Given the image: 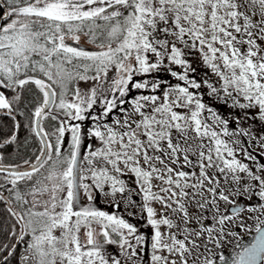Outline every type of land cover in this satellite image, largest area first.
Returning <instances> with one entry per match:
<instances>
[{"label": "snow or ice", "instance_id": "obj_1", "mask_svg": "<svg viewBox=\"0 0 264 264\" xmlns=\"http://www.w3.org/2000/svg\"><path fill=\"white\" fill-rule=\"evenodd\" d=\"M193 50L214 83L207 72L199 81L190 75ZM204 86L242 110L234 129L201 98ZM149 88L128 101L130 110L119 108L122 118L104 121L132 89ZM27 92L42 94L28 125L39 154L0 163V202L13 220L0 231V264H13L21 244L18 264H198L202 247H219L235 235L231 228L264 216V163L253 169L239 158L257 161L253 142L264 157V127L258 134L240 126L249 119L264 126V0H0V111L16 121L31 103ZM97 103L104 107L92 115ZM45 116L59 120L51 134ZM86 116L94 122L86 132L69 124ZM82 135L99 146L82 151ZM13 142L21 146L15 131L3 141ZM129 174L137 187L120 178ZM99 193L121 194L126 211L146 213L150 238L97 207ZM236 197L258 202L240 206ZM261 225L255 242L231 260L221 255L222 264H264ZM9 238L15 242L4 243ZM113 245L118 251L108 250Z\"/></svg>", "mask_w": 264, "mask_h": 264}, {"label": "flooded vegetation", "instance_id": "obj_2", "mask_svg": "<svg viewBox=\"0 0 264 264\" xmlns=\"http://www.w3.org/2000/svg\"><path fill=\"white\" fill-rule=\"evenodd\" d=\"M189 60H191V56H189ZM196 64L192 65L196 69H203L205 72H210L206 68V66L203 65L202 60L200 63L198 61L195 62ZM134 92L142 91L141 93H138L136 95L146 93L144 90H136L132 89ZM130 93V92H129ZM112 95V94H110ZM129 94L125 96V100L128 98ZM131 99H128L130 101ZM127 101V100H126ZM213 105L211 107L217 111L218 114H220L222 117L229 119L230 121V130L234 129L236 127L235 120L243 115L242 110L233 109L231 108L232 101L229 100L227 104H224L220 100H215L213 97ZM241 101L243 102L242 98ZM120 106V105H119ZM123 107L127 108V103L123 105ZM122 116V115H121ZM241 127L244 128H249L251 127L252 129L255 130L256 133L261 134V128L264 127L260 124L258 120L253 121L251 119L247 121H242L240 123ZM85 132V130H83ZM89 136L83 135L82 138V151H86L87 148L86 146L88 144H92V139L88 138ZM236 138V137H234ZM243 140L247 142L250 140V137H244ZM249 147V151H251L254 155H257V161L253 163L252 161H248L244 159L242 156L239 157L243 160V162L249 163L253 169H255V166L260 163H264V157H261L259 155L261 149L259 148V144L253 142L250 145H247ZM239 155V154H238ZM130 180H125L126 184L131 185V175H129ZM154 183V182H153ZM131 187H137L136 185H131ZM110 198V199H109ZM107 197L105 199L103 193H99L97 195L96 199V206L100 207L106 211H109L110 213H117L119 215H122L124 218L128 219L131 223L135 224L138 226L139 232L145 234L146 239L150 238V233H151V228L150 226L147 225L146 223V213L141 214L140 208L139 207H130L128 210H125V203H124V197L121 196V194H118L114 198L112 196ZM238 200L240 206H246L247 204H255L258 202V198H254L251 201H247L244 197H236ZM132 200L136 201L138 204L141 203V197L139 195H136L133 193L132 195ZM108 201H115V203H109ZM221 211H229L230 206L225 205L223 202L220 204ZM131 211L133 213H136V215L129 216L128 212ZM207 215L211 216V213H207ZM259 214H252L251 219H247L244 227H233L231 228V231L235 233V235H228L226 236L220 243L219 247L213 246L211 244L208 245V249L210 251H205L204 248L202 247L200 249V261H198V264H201L205 256H209L211 259H213L214 264H222L220 261L219 257L223 255L227 260H231L236 253H238L243 247L245 246H250L253 244L256 240V237L258 236L257 232V225L259 224L260 220H264V216H260L259 220L256 219V217ZM175 219V217H172ZM208 224H211V220L207 221ZM261 227H264V225H261ZM166 227L162 226V231H165ZM110 252L113 251H118L117 246L113 245L109 247L108 249ZM142 255L145 257L147 260L148 256L150 255V248L146 246V251L142 253Z\"/></svg>", "mask_w": 264, "mask_h": 264}, {"label": "trees", "instance_id": "obj_3", "mask_svg": "<svg viewBox=\"0 0 264 264\" xmlns=\"http://www.w3.org/2000/svg\"><path fill=\"white\" fill-rule=\"evenodd\" d=\"M189 59V57H188ZM191 62V60H190ZM196 64L195 62H192V65ZM176 69H179V66H174ZM205 71L203 69H196L195 73H191L190 75L194 76L198 81L205 77ZM209 76H212L211 72H207ZM157 78L166 81L168 83L175 84L177 81L174 77H171L169 73L167 72H158L154 74ZM146 78L151 79L153 74H145ZM216 78L212 76V79L210 82H215ZM183 83V82H181ZM218 86V85H216ZM34 89V86H30ZM147 90L145 94H150L151 89H144ZM197 91V90H193ZM207 88L204 86V90L200 92L201 98L209 104L213 105V97H210L207 95ZM26 100L31 101V103L28 104V106L25 108L21 106V111L24 112V115H20L19 111L15 113L16 115V121L20 122L21 127L19 129L14 128V124L16 121H13L10 116H7L5 112L0 111V145H2V148H0V156H2V159H0V163L2 164H23V160L30 159L34 160L35 155L39 154L36 149L39 147V139L35 137V134L31 132L30 127L28 125L30 124V121L34 118L32 116V112L34 111V106H36L38 103H42V94H35L34 92H27L26 93ZM216 100V99H215ZM126 108V107H125ZM128 109L131 108L130 104L127 106ZM53 113L55 114V109H53ZM63 118L61 114V119ZM90 118V117H89ZM42 126L45 127V130L51 134L54 129L59 125V120L53 121L50 119V117L45 116L42 121ZM77 123V122H75ZM80 123V122H79ZM93 121L90 118V120H85L84 125L86 126L85 132L87 128L93 126ZM83 126V125H82ZM83 130V129H82ZM15 131L18 136V141L21 146H18L16 142H13L11 145H5L3 141L5 139H8L11 135V133ZM70 135V133L68 134ZM83 138V135H82ZM92 139V144L94 141L93 137H88ZM55 138L53 137V142ZM68 141H70V136L68 139H66V142L64 143L63 147L66 149L68 147ZM2 175V174H0ZM7 195V193H5ZM13 223V220L8 216V214L4 211V204L0 202V231H8L9 226ZM15 241H12L10 238L7 240H4V243H14ZM24 245L21 244L19 248L17 249L16 257L13 260V264H18V258L19 254L23 251Z\"/></svg>", "mask_w": 264, "mask_h": 264}, {"label": "rangeland", "instance_id": "obj_4", "mask_svg": "<svg viewBox=\"0 0 264 264\" xmlns=\"http://www.w3.org/2000/svg\"><path fill=\"white\" fill-rule=\"evenodd\" d=\"M81 43H84V41L82 40L81 41ZM196 61H198L199 63H200V61H201V59H200V56H199V53L198 52H196V50H193V54L191 55V62H196ZM110 75H112V76H114L115 75V73L114 72H112ZM87 87H91V82H89L88 83V85H87ZM82 90H87V88H84L83 86H82ZM144 90V89H143ZM142 92V91H141ZM140 91H138V92H134L133 90H131V92L130 93H128L129 94V96H128V98L125 100L126 101V103H127V106H128V99H133L135 96H136V94H138V93H141ZM144 92H147V90H144ZM142 94H144V93H142ZM112 95H116V96H118V93H114V94H112ZM111 96V95H110ZM124 99H125V97H124ZM58 102V101H57ZM94 107V109H95V111H93L92 109H89L88 111L89 112H91L92 113V115H97V114H99L100 112H101V110H102V108L104 107L102 104H100V103H97L96 105H94L93 106ZM121 107H123V105H120L119 106V104H118V106H117V108L116 109H113V111H112V113L109 115V116H107V117H104V121H106V122H108V123H111V121H112V119L113 118H122V114L119 112V108H121ZM130 110V109H129ZM90 116H86V119L87 120H90V118H89ZM75 122H77V123H79L80 121H69V124H72V123H75ZM84 122L85 121H83V122H80V123H82V129L83 130H85L86 129V126L84 125ZM69 133H66V139H68L69 138V136L70 135H68ZM93 143L96 145V146H99V142L98 141H96L95 139H94V141H93ZM130 175V174H129ZM129 175H127V176H121L120 178L121 179H125V180H130L129 179ZM159 182L158 181H154V184H158ZM154 190H156L155 188H154ZM118 195V194H117ZM116 195V196H117ZM110 196H108V198H109ZM113 197V196H112ZM114 198V197H113ZM110 199V198H109ZM154 207H156L157 208V212L159 213L160 211H161V209H160V206L158 205V204H154L153 205Z\"/></svg>", "mask_w": 264, "mask_h": 264}, {"label": "water", "instance_id": "obj_5", "mask_svg": "<svg viewBox=\"0 0 264 264\" xmlns=\"http://www.w3.org/2000/svg\"><path fill=\"white\" fill-rule=\"evenodd\" d=\"M36 119H39V118H36ZM4 165H6V164H4ZM17 165H22V164H17Z\"/></svg>", "mask_w": 264, "mask_h": 264}]
</instances>
